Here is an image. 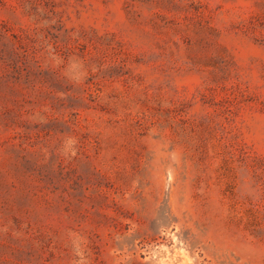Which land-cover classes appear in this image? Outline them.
Returning a JSON list of instances; mask_svg holds the SVG:
<instances>
[{
  "label": "rangeland",
  "instance_id": "1",
  "mask_svg": "<svg viewBox=\"0 0 264 264\" xmlns=\"http://www.w3.org/2000/svg\"><path fill=\"white\" fill-rule=\"evenodd\" d=\"M0 264H264V0H0Z\"/></svg>",
  "mask_w": 264,
  "mask_h": 264
}]
</instances>
